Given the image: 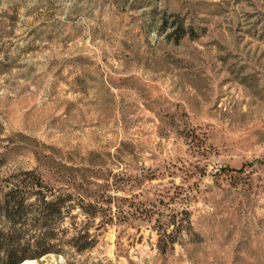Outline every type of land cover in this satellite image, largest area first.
I'll return each mask as SVG.
<instances>
[{
  "label": "rangeland",
  "instance_id": "rangeland-1",
  "mask_svg": "<svg viewBox=\"0 0 264 264\" xmlns=\"http://www.w3.org/2000/svg\"><path fill=\"white\" fill-rule=\"evenodd\" d=\"M30 172L98 241L35 264H264V0H0V204Z\"/></svg>",
  "mask_w": 264,
  "mask_h": 264
},
{
  "label": "trees",
  "instance_id": "trees-1",
  "mask_svg": "<svg viewBox=\"0 0 264 264\" xmlns=\"http://www.w3.org/2000/svg\"><path fill=\"white\" fill-rule=\"evenodd\" d=\"M29 178L20 182L16 188H11L3 197L0 204V264H24L27 260H39L49 254H61L65 247L78 253L94 249L98 241L90 234L89 229L71 224V229H64L65 221H48L53 215L62 219L69 213L67 206L70 196L48 198L43 190L47 188L44 182L33 173H27ZM38 196V202L32 203V197ZM104 211V209H100ZM97 210L87 213L93 219L98 215ZM177 222V216L172 218V224H190L188 213H184ZM35 215L34 221L27 220ZM169 226V225H168ZM72 237H68L69 231ZM178 231V230H177ZM177 231L169 233L168 229L159 234L158 247L162 253L173 249L178 242Z\"/></svg>",
  "mask_w": 264,
  "mask_h": 264
},
{
  "label": "bare ground",
  "instance_id": "bare-ground-1",
  "mask_svg": "<svg viewBox=\"0 0 264 264\" xmlns=\"http://www.w3.org/2000/svg\"><path fill=\"white\" fill-rule=\"evenodd\" d=\"M24 264H35V262L31 261V260H27V261L24 262Z\"/></svg>",
  "mask_w": 264,
  "mask_h": 264
}]
</instances>
